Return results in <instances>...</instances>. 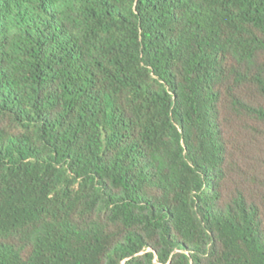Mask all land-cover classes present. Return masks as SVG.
Here are the masks:
<instances>
[{"label":"trees","instance_id":"16d2710c","mask_svg":"<svg viewBox=\"0 0 264 264\" xmlns=\"http://www.w3.org/2000/svg\"><path fill=\"white\" fill-rule=\"evenodd\" d=\"M0 264H264V0H0Z\"/></svg>","mask_w":264,"mask_h":264}]
</instances>
